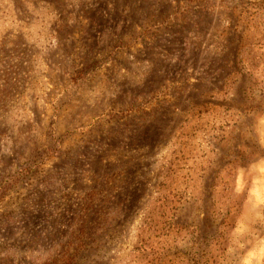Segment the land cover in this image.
Listing matches in <instances>:
<instances>
[{
    "label": "rangeland",
    "instance_id": "rangeland-1",
    "mask_svg": "<svg viewBox=\"0 0 264 264\" xmlns=\"http://www.w3.org/2000/svg\"><path fill=\"white\" fill-rule=\"evenodd\" d=\"M0 264H264V0H0Z\"/></svg>",
    "mask_w": 264,
    "mask_h": 264
}]
</instances>
